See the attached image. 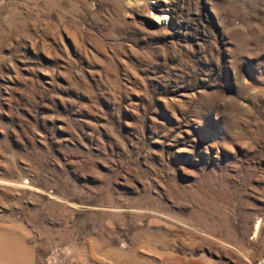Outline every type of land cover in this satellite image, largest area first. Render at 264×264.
Listing matches in <instances>:
<instances>
[{"label": "rangeland", "instance_id": "374dc122", "mask_svg": "<svg viewBox=\"0 0 264 264\" xmlns=\"http://www.w3.org/2000/svg\"><path fill=\"white\" fill-rule=\"evenodd\" d=\"M0 264H264V0H0Z\"/></svg>", "mask_w": 264, "mask_h": 264}, {"label": "built area", "instance_id": "2783aa9c", "mask_svg": "<svg viewBox=\"0 0 264 264\" xmlns=\"http://www.w3.org/2000/svg\"><path fill=\"white\" fill-rule=\"evenodd\" d=\"M149 1V3H153L154 2V0H148ZM167 17V16H166ZM161 18H163L164 19V17H161Z\"/></svg>", "mask_w": 264, "mask_h": 264}, {"label": "bare ground", "instance_id": "6f19581e", "mask_svg": "<svg viewBox=\"0 0 264 264\" xmlns=\"http://www.w3.org/2000/svg\"><path fill=\"white\" fill-rule=\"evenodd\" d=\"M155 15H158V14H155Z\"/></svg>", "mask_w": 264, "mask_h": 264}]
</instances>
